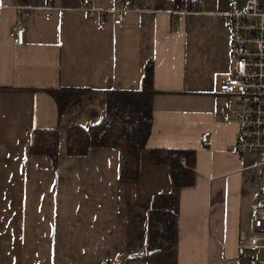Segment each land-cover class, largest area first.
Segmentation results:
<instances>
[{"label": "crops", "instance_id": "1", "mask_svg": "<svg viewBox=\"0 0 264 264\" xmlns=\"http://www.w3.org/2000/svg\"><path fill=\"white\" fill-rule=\"evenodd\" d=\"M133 1L116 23L115 0H97L105 12L95 16L82 0H0V264H250L239 241L251 230L264 166L259 153L238 152L239 123L223 119L230 100L220 85L234 66L230 1ZM19 17L23 44L11 32ZM148 59L154 126L139 177H120L114 147L69 154V127L100 121L109 91H140ZM62 88L85 91L60 117L50 90ZM58 125L55 168L26 144L36 127ZM156 147L194 150V183L176 186L170 164L151 159ZM159 192L174 194L177 238L130 259L145 251Z\"/></svg>", "mask_w": 264, "mask_h": 264}, {"label": "trees", "instance_id": "2", "mask_svg": "<svg viewBox=\"0 0 264 264\" xmlns=\"http://www.w3.org/2000/svg\"><path fill=\"white\" fill-rule=\"evenodd\" d=\"M58 101L59 116L85 89L62 88L50 90ZM155 92V63L148 59L145 65L143 86L136 90H111L107 95L103 118L90 127L73 123L67 131V151L71 155H84L92 147H114L119 150V175L136 179L140 175L141 152L151 136L154 126L153 109L146 100ZM60 125L33 130L26 144L28 154H45L53 167L60 162ZM195 155L191 149L156 147L151 159L158 165L169 163L171 177L176 186L192 185L195 180ZM182 157L186 158V164ZM174 194L159 192L154 195L148 210V229L144 253L131 258L152 255L166 244L173 243L178 234V217L173 210ZM128 258V259H129ZM129 259V260H130Z\"/></svg>", "mask_w": 264, "mask_h": 264}, {"label": "built area", "instance_id": "3", "mask_svg": "<svg viewBox=\"0 0 264 264\" xmlns=\"http://www.w3.org/2000/svg\"><path fill=\"white\" fill-rule=\"evenodd\" d=\"M225 21L230 27L231 55L234 66L228 77L221 82L220 90L229 96L230 102L223 107V119L239 123L236 147L240 154L248 151L260 154L264 166V0H229ZM133 0H115L111 8L118 14L120 23L125 12L133 7ZM82 7L90 16L105 12L97 0H82ZM198 8L190 4L188 9ZM11 32L16 41H25V27L19 17ZM186 164V158L182 157ZM253 222L248 235L239 241V253L250 260V264H264L255 254L264 250V186L252 206ZM35 264H41L36 261Z\"/></svg>", "mask_w": 264, "mask_h": 264}, {"label": "rangeland", "instance_id": "4", "mask_svg": "<svg viewBox=\"0 0 264 264\" xmlns=\"http://www.w3.org/2000/svg\"><path fill=\"white\" fill-rule=\"evenodd\" d=\"M240 1V5H242L243 3H244V1L245 0H239ZM198 2H199V5L201 4V2L198 0ZM229 8H230V6H229Z\"/></svg>", "mask_w": 264, "mask_h": 264}]
</instances>
